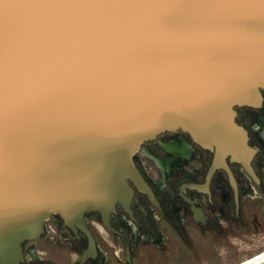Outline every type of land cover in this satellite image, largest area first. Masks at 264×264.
<instances>
[{"label":"water","instance_id":"obj_1","mask_svg":"<svg viewBox=\"0 0 264 264\" xmlns=\"http://www.w3.org/2000/svg\"><path fill=\"white\" fill-rule=\"evenodd\" d=\"M263 93L264 0H0V264L52 215L89 239L84 262L86 214L117 232L136 192L161 208L133 157L164 132L213 152L206 191L223 169L238 204L227 159L260 180L237 108Z\"/></svg>","mask_w":264,"mask_h":264},{"label":"flooded vegetation","instance_id":"obj_2","mask_svg":"<svg viewBox=\"0 0 264 264\" xmlns=\"http://www.w3.org/2000/svg\"><path fill=\"white\" fill-rule=\"evenodd\" d=\"M245 108H249V110L246 112L244 110ZM237 112L238 122L246 128L248 135H250V144L253 147L258 148V152L255 154L256 156L252 161V165L260 180L257 183L255 179L246 172L241 164L231 162L230 158L227 159L229 160L228 163L237 181L239 195L238 204L236 203V195L229 175H227L226 171L223 169H217L214 172L208 191H206L207 188H205V186L207 184V174L214 160L213 152L201 148L193 141L190 135H187L182 131L164 132L159 134L157 139L149 140L154 142L160 139L159 136L164 137L163 141L158 142L160 149L164 148L165 150V157L162 159L166 160L168 163L175 162V164L179 162V159H183L182 157L187 158V160L190 159L201 162L199 167L195 169V173H184L179 175L183 177H178L177 175L175 176L177 181L173 186L176 188L175 192L178 198L174 197L173 199L171 196L164 198L158 193L156 188H154V186L148 181L147 177H145L141 172L138 164H136L135 158L133 157L137 168L146 178L149 185L153 188L155 196L160 202L161 208L153 204L146 195L136 192L135 199L131 204L136 221L130 218L120 205L117 207V212L111 215L112 225L117 232L108 231L114 236H118L125 241L123 242L124 260L119 258L118 255H115L123 250L119 248L118 252L116 250L114 252L115 244L113 242L112 244H109L111 249H108L105 252L100 248L96 238L95 256L88 258V260L84 262L79 261L78 258L88 249L89 239L81 231H75L72 227L67 226L64 219H62L59 215H52L49 219V221H51L52 218L57 219V222H55L56 227L55 229H52V233L58 232V237L47 231V234L50 235L49 238L53 240L52 244L55 245L58 243V239H61L69 249L77 251L78 257L72 261V264H149V262H151V264H166L167 262L179 259L180 254L185 258H189L187 257L190 254L189 248L192 246L207 245L208 247L211 245L209 243L212 238L214 240L217 239L218 243L230 238L232 233L231 227L229 226L226 228L223 226L222 220L230 216V218H232L231 224L233 226L236 224L240 226L242 221V215L240 213L242 196L246 194L247 191L251 190L252 192L254 189L264 193V146L261 138L253 131L252 126L246 124L248 120L251 123H259L264 119V103L260 109L252 107H238ZM174 133H179L182 138H186V141L183 142L181 148L172 144L175 142ZM165 136H167V138ZM176 136H178V134ZM191 145H195L197 147L195 149L201 153L200 156H198L199 158L196 159L193 157L195 149H193V146ZM259 158H262V160L259 161ZM237 167L242 170V174L245 177H240L238 171L236 170ZM179 170L180 172L182 171L181 168ZM221 172L223 174H221ZM223 175L227 180L225 184L223 183V178H221ZM243 178H245V181ZM190 183L199 184L202 187V190L187 187L183 192L181 188L185 184ZM182 194L191 199L192 202H188ZM232 198L233 202L230 201ZM176 203L180 206H177ZM135 206H138V209H135ZM151 207L154 211L156 210L158 212L161 223H159L156 218L152 217L154 215V211H152ZM121 212L124 215H121ZM91 213L94 215L98 214L100 218L99 212L91 211ZM91 213L86 214V216ZM139 214H143L145 218L139 217ZM117 217L121 218L123 222L125 221V218H128L136 224V230L131 231V236L135 239L134 241L131 242L126 231L117 224ZM100 221L102 223V218H100ZM93 236L95 238L94 234ZM195 239L198 241L200 240V242L197 243ZM84 245L86 246L82 248ZM109 251H112V253H109ZM147 251L154 253L157 252L159 254L158 257L161 259L158 258L157 260H154L156 257H149L150 254H148ZM140 259H144L146 262H143ZM151 260H153V262ZM24 264L30 263L25 261ZM51 264L61 263L52 261Z\"/></svg>","mask_w":264,"mask_h":264},{"label":"rangeland","instance_id":"obj_3","mask_svg":"<svg viewBox=\"0 0 264 264\" xmlns=\"http://www.w3.org/2000/svg\"><path fill=\"white\" fill-rule=\"evenodd\" d=\"M244 110L247 112L249 108H245ZM246 124L252 126L253 131L261 138L264 146V119L259 123H251L248 120ZM177 134L178 136H176ZM174 135L175 142L172 144L181 148L183 142L186 141V138H182L179 133H174ZM159 137V140L154 142L149 141V143L143 144L140 150L134 155V158L141 172L147 177L148 181L154 186V188H156L160 195L164 198L170 196L173 197V199L174 197L178 198L175 192L176 188L173 186L177 181L175 176L183 177L179 175L184 173H195V169L199 167L201 161L187 160V158L182 157L183 159H179V162L176 164L175 162L168 163L166 160L162 159L165 157L164 148L160 149L158 146V142L163 141L164 137ZM165 137L167 138V136ZM191 146H193V149L197 148L195 145ZM200 154L201 153L195 149L193 157L197 159ZM261 160L262 158H259V161ZM180 168L182 170L181 172L179 170ZM236 170L240 177H245L239 167H237ZM221 174L223 173L221 172ZM221 178H223V183L225 184L227 182L226 177L224 178L223 175ZM243 180L245 181V178H243ZM230 201L233 202V198ZM176 205L180 206L177 203ZM135 209H138V206H135ZM152 211H154L153 208ZM153 213L154 215L152 217L156 218V220L161 223L158 212L155 210ZM240 213L242 215V221L240 226L236 224L238 227L231 224L232 218H230V216L222 220L223 226L226 228L229 226L231 227V239L227 238L223 240V242L221 241L218 243L217 239L214 240L212 238L209 243L211 245L208 247L207 245L190 247V254L187 256L189 258H185L180 254L179 259L167 262L166 264H239L245 259L252 258L257 254L264 252V193L256 189L252 192L251 190L247 191V193L241 198ZM121 215L124 214L121 212ZM139 215V217L145 218L143 214ZM56 220L57 219L52 218L51 221L46 222L45 232L40 238L32 239V241L25 243L24 255L26 262L30 264H51L52 261H55L61 264H72V261L78 257V252L69 249L63 240L58 239V243L55 245L52 244L53 240L49 238L50 235L47 233H52V229H55ZM86 221L95 235V238H97L100 248L106 252L108 249H111L109 244H112L113 242L115 244L114 252L115 250L118 252L119 248L123 250L115 255H118L119 258L124 260L123 242L125 241L106 230L102 226L98 214L94 215L91 213L87 215ZM117 221V224L126 231L130 241H134L135 239L132 238L131 231L136 230V224L128 218H125V221L123 222L121 218L117 217ZM52 234L57 236L58 232ZM195 241L197 243L200 242V240L198 241L196 239ZM85 246L86 245L82 248ZM147 252L150 254L149 257H156L154 260L159 258L157 252ZM109 253H112V251H109ZM140 260L146 262L144 259ZM151 261L153 262V260ZM149 264H151V262H149Z\"/></svg>","mask_w":264,"mask_h":264},{"label":"bare ground","instance_id":"obj_4","mask_svg":"<svg viewBox=\"0 0 264 264\" xmlns=\"http://www.w3.org/2000/svg\"><path fill=\"white\" fill-rule=\"evenodd\" d=\"M264 256V252L260 253V254H257L255 256H253L252 258H248V259H245L243 260L242 262H240L239 264H250L252 263V261L256 260L257 258H260Z\"/></svg>","mask_w":264,"mask_h":264}]
</instances>
